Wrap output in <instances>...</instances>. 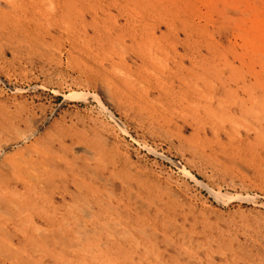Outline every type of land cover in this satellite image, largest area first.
Segmentation results:
<instances>
[{"label": "rangeland", "instance_id": "obj_1", "mask_svg": "<svg viewBox=\"0 0 264 264\" xmlns=\"http://www.w3.org/2000/svg\"><path fill=\"white\" fill-rule=\"evenodd\" d=\"M251 2H252V4L254 3L252 6L254 7V11H256V20L254 21L255 27H256V29L260 30V32L264 36V0H251ZM254 5H256V6H254ZM257 19H259V20H257ZM162 31L165 32L166 28L162 27V29L157 32L156 38H159L162 36L161 35ZM171 35H172L171 37L174 38V35H176V34L173 32ZM90 36L94 38L93 32H90ZM5 38L7 39L8 37L5 36ZM97 38H99V39L103 38L102 39L103 42ZM156 38H154V41H157ZM10 39H7L8 40L7 41V40H4V37H0V41H1V45H0V139L1 140H0V143L2 142L0 144V153L2 154V155L0 154V179H1L0 183L1 184L3 182L7 183L6 184L7 186L5 184L0 185V194L2 195V196L0 195L1 196L0 197V204H1L0 205L1 206L0 207L1 208L0 209V211H1L0 212V220H1L0 225H1V227L3 226L2 228L0 227V237H1L0 238V245H1L0 246V264H30V263L31 264H36V263L37 264H43V263L44 264H66L65 261L68 262L67 264H74V260H75V263L80 262V263H76V264H81V263L82 264H95V263L96 264H120V263L126 264L127 261H125V260H129V259H131V261L129 260L130 263L128 262L127 264H149V263L150 264L151 263H153V264H169V263L170 264H181V263L186 264V262H187V264H220V263H222V264H226V263L227 264L228 263L229 264H237V263L238 264H264V155H263L264 154V139H263L264 138V136H263L264 135V129H262V128H264V123H263L264 122L263 121L264 120V115H263L264 112L263 111L261 112V110H260L258 112V114H256V115L251 114L248 116H246V114L242 113V112H237V113L233 112L232 113L233 115H232L231 113H225L224 111H222L223 114L221 112H218L215 115L213 110L209 114L205 111L204 107H206V105H208L207 103H205V105H200V107L202 106L203 108L201 107L202 110H201V108L198 109L199 111L197 113L198 114L200 113L199 115L194 111L193 113H190V115L192 114L191 116H187L188 113L186 111L181 110L179 107H178L179 108V110H178V108L174 105L173 100L167 97L168 95L165 94L166 96H164L163 93H160L159 91L157 92V90H155V88H153V90L150 88V91L148 92L147 95H144L142 92H139V91H141V89H139V91L136 90L135 88H134L135 90L131 89L132 87H130V85L126 81V77H124L122 74L120 75L121 71H124V70H122V68L119 70V67L108 66L109 64L106 62H103L101 64L102 60L106 59L108 56H111V53L113 54V56H115L116 54H118V56H120L121 53H119V52H121V49L126 48L122 39L118 38L116 35L115 36H110V35L109 36L108 35L107 36H96V41L94 40L95 39L94 38L93 40H91L90 44H88V43L86 44L87 47H85V45H84V47L79 46L76 49H74L71 54H69L68 51H66L64 49L61 50L60 46L62 44V40H58L56 42L57 44L54 43L51 46L46 45L47 47L46 46L32 47L29 50H25L24 48L21 49V47H19V49L18 48L16 49L19 51H14L11 48H9L10 44L13 41V40L10 41ZM181 39L183 40V43H181V42L178 43L179 44L177 46L178 52L181 55L187 56V53H186V52H188L187 51L188 49L186 48V47H188V44H186L187 41L184 42V39H185L184 36H181ZM6 41L9 42L10 44L7 43ZM93 41H95L96 44H95V42L93 43ZM112 41H113V43H112ZM4 43H6L7 45ZM118 44H121V45H118ZM126 44L130 48L129 52L130 53L134 52L133 48L130 47V45H131L130 39H128ZM89 45H90V47H89L90 49L88 48ZM225 45H227V43L223 44L222 47ZM55 46H57V47H55ZM93 46H95V48L97 47V49H94ZM100 46H102V48H100ZM172 46H174V45H172ZM80 48H82V49H80ZM106 48L108 49V51ZM78 49H79V52H78ZM110 49H112L115 52V54L113 51L111 52ZM220 49L222 50V48H220ZM89 50H91V51H89ZM135 50H137V52H139V50L137 48H135ZM94 51H96V52H94ZM73 52H74V54H73ZM139 53H138V55L134 56L132 60L131 59L129 60V65L132 66V68H133L132 72L135 73V74H132L133 78L136 77V79H138V80L140 79L139 81H143L145 78L142 80L141 79L142 77H144V76L146 77L155 68H160V70H161L162 69L161 66L163 64H162V62H160V59H157L155 57H153V59H151L148 56V54L145 50V47H143V52L140 54ZM204 54L212 57L211 55H208V53L206 51H204ZM118 56L116 55L115 57H118ZM92 60L95 62H93ZM81 61H82V63H81ZM90 61H92V63ZM148 61H149V63H148ZM199 62L196 65V69L193 68L197 73H198V71H200V73H202V72L204 73V71H205L206 73L214 72L213 74H216L215 76L218 75L216 73V71L214 70V68H212V70H214V71H212L210 69L211 68L210 66L213 67V64L215 65V63L212 64L213 61L208 63V64L205 63L208 67H210L208 69H207V66L204 65V62H203V65L201 63L202 61L200 63ZM104 65L106 66V68ZM184 65L190 66V62L188 59H186V62ZM102 66H103V69L105 71H107L108 70L107 68H109L108 73L105 72L104 70H101ZM97 67L100 69L98 70ZM148 67H149V70H148ZM204 68H206V69H204ZM146 69L148 70L147 75L144 74V72H145L144 70H146ZM111 70H113V71H111ZM149 71H150V73H149ZM91 72H92V74H91ZM114 72H115V75H114ZM110 74H111V76H110ZM116 75H118V76H116ZM184 75L186 76V78H184V80L185 79L186 80L192 79V77L190 75H186V73ZM105 76H107V78H105ZM114 76H116L117 78ZM185 76H181V77H185ZM121 77H122V79H121ZM104 78H105V80H104ZM118 78L121 81L123 79L125 80V81H122V84L126 85V87H124L122 84H120V80ZM106 80L108 83L106 82ZM109 80H110V83H109ZM117 80H119V82ZM217 80L218 79H216L215 77L208 78L209 83H212V82L216 83ZM112 82L116 85H113ZM202 82H200L199 85H202V86H200V89L204 90L203 92L205 95L202 94L204 97V96L208 95V92H210L211 90L208 89L207 87H204L206 85H209V83H207L206 78ZM108 85L110 86V89H108L109 88ZM141 85H143V84L141 83ZM105 87H106V89H105ZM119 88H123L124 90L123 89L119 90ZM127 90H129V91H127ZM122 91L123 92L125 91L124 92L125 94ZM79 92L88 93V94H90V96L89 97L87 96V100H86V98L72 97V94L79 93ZM93 94L94 95L96 94V97L92 96ZM69 95H71V97ZM126 95H127V97H126ZM109 96H111V97H109ZM206 97H204V98L207 99L210 97V95H208L207 98ZM220 97H221V99L226 100L228 102V104H230L231 101L233 102V100L235 99V97L233 98V100H230L229 99L230 97L217 96V98H220ZM204 98H203V100H204ZM171 100H172V102H171ZM125 101L127 104L125 103ZM137 101H138V103H137ZM205 101L206 100H204L203 103ZM172 104L174 105L173 107L171 106ZM249 104H251V103H249ZM215 110H217V108ZM203 111L206 112L207 114L204 113ZM169 112H171L172 114ZM176 112H177V115L175 114ZM224 113L226 115L227 114L228 115L225 116ZM185 114H187V115H185ZM193 114H195L196 117ZM242 114H244V115L242 116ZM207 115H209V116H207ZM185 116H187L189 118H187ZM193 116L195 118H193ZM199 116L201 118L203 117L206 120H204L203 118L201 120V118ZM210 116L212 117L211 119H210ZM197 117H199L198 120H197ZM218 117L226 120V124L225 125L220 124ZM256 117H258V118L256 119ZM8 118L10 119L9 122L7 121ZM182 118L185 120H183ZM235 118H237V119H235ZM239 118H241L242 120ZM28 120H30V121H28ZM188 120L190 122H187ZM12 121H13V123H12ZM24 121H25V123H23ZM26 121H28L29 125H27ZM180 121H182V122H180ZM184 121H186L187 123ZM194 121H196V122L194 123ZM197 121L200 124H197ZM204 121H206V122L204 123ZM7 122H8V124L10 123V126H7ZM121 122H122V124H121ZM232 122L235 125L231 124ZM18 123L20 125H18ZM184 123H186V124H184ZM191 123L195 127H193L191 125ZM206 123H208V124H206ZM209 123H210V125H209ZM228 123H229V125L234 126V127L231 128V126H228ZM239 123H240V126H239ZM243 123L246 126H244ZM11 124H13V125H11ZM188 124H190V125H188ZM241 124H242V130H240ZM254 124H255V126H254ZM196 125H198V126H196ZM122 126H124V127H122ZM223 126H224V128H223ZM247 126H248V128H247ZM250 126L254 127V128H251ZM3 127H4V130L6 132L3 130ZM35 127L37 128V130ZM198 127H199V129L201 127L202 131H201V129L199 131ZM211 127L212 128L214 127V130H212ZM5 128L6 129L8 128V129L6 130ZM195 128L198 129L200 134H197V135L194 134ZM205 128H207V129H205ZM252 129H253V131H252ZM229 130H230V133L232 135H230V133H228ZM7 131H8V133H7ZM36 131L38 133H36ZM31 132L32 133L34 132V133L32 134ZM251 132H253V133H251ZM94 134H97V136ZM38 135L39 136L41 135V137H38ZM256 135H257V137L255 138ZM260 135L262 137V140L260 138ZM5 136H7V137H5ZM29 136H31L32 138L30 137V139H29ZM94 136L97 137L98 140L95 139ZM228 136H230V137H228ZM244 136L246 137L245 141H244V138H245ZM46 137L47 138L49 137L50 139L52 138L51 141L48 140ZM101 137H102V139H101ZM106 137L108 140L106 139ZM191 137H192V139H190ZM43 138H44V141H43ZM59 138H60V140L62 139L61 142H58V141H60ZM84 138H86V141L89 140V142L84 143L83 142V141H85ZM224 138H226V140H224ZM9 139H10V141H9ZM99 139L101 141H99ZM205 139H207V140H205ZM5 140H8V141L6 142ZM46 140L49 141L51 144H48L49 142H47ZM92 140H93V144H92ZM193 140H195V141H193ZM197 140H199L200 142H198ZM259 140H261V141L258 142ZM34 141L38 144L36 145V143H34ZM94 141H96V142H94ZM234 141L237 143H233ZM90 142H91V145L89 144ZM255 142H257V143H255ZM40 143H41V147H40ZM77 143H80L81 145L77 144ZM96 143H98V144H96ZM240 143L246 147L242 148V146H240ZM87 144H89L90 146L93 145V147L95 145H96V147L98 146L100 148V152L97 151V150H99V148L96 149L94 147V149H93V147L91 148ZM102 144L103 145L105 144V145L103 146ZM106 144H107V146H106ZM198 144L201 146H199ZM215 144H216V146H215ZM3 145H4V147H3ZM53 145H54V147H53ZM84 145H85V147H84ZM229 145L234 147V148H232L234 152L237 150L236 154L232 151V149H231V147H229ZM58 146H59V149H58ZM69 146L72 148H69ZM76 146H77V148H76ZM193 146H194V148H193ZM217 146H218V148H217ZM225 146H226V148H225ZM22 147L24 150H22ZM60 147H62V149ZM214 147H215V150H214ZM219 147L222 148V150H220ZM227 147H229L228 148L229 150L226 151ZM56 148H57V150H56ZM64 148H65V150H63ZM75 148L77 149V151H75L76 150ZM84 148H86L87 150ZM14 149H17V150L15 151ZM18 149H19V151H18ZM66 149H67V151L68 150L71 151V149H72V152H69V151L67 152ZM239 149H241V150H239ZM260 149L262 151H260ZM26 150H28L29 153ZM44 150H46L47 152H45ZM84 150H86V151H84ZM106 150L109 152H107ZM224 150H225V152H224ZM82 151H84V152H82ZM207 151H208V153H207ZM211 151H214V152H211ZM239 151H241V153H239ZM258 151H260V154ZM85 152H87V154ZM105 152H107V153H105ZM247 152H248V154H247ZM31 153H32V155H31ZM54 153L56 154V156L54 155ZM69 153H71V154H69ZM88 153H89V155H88ZM90 153H91V156H90ZM100 153L101 154L103 153V154L101 155ZM108 153H111V154H108ZM225 153L227 155L228 154L229 155L228 156L226 155L227 157L223 156V155H225ZM249 153H251V154H249ZM72 155H76V156L73 157ZM78 155H79V157H78ZM83 155L86 156V158ZM242 155L245 158V160H247V158L250 157V158H248L247 162H244L245 160L243 161L244 158L242 157ZM245 155H247V156H245ZM39 156H41V157H39ZM229 156L231 157L230 159H229ZM80 157H82V158H80ZM44 159H46L47 161ZM67 159L69 161H71L72 164H71V162H68ZM78 159H79V161H78ZM92 159H94V160L92 161ZM110 159H111V162H110ZM236 160H238V161H236ZM241 160L244 163H242ZM251 160L255 162V165H254V162H252ZM63 161L65 163L67 162L66 163L67 166L63 165ZM90 161H92V162H90ZM100 161H101V163H100ZM86 162H87V164L89 162V165L86 166L85 165ZM58 163L60 164V166ZM94 163H95V165H94ZM97 163H98V165H97ZM234 163H235V165H234ZM68 164H70L69 167H68ZM76 164H77V168H76ZM102 164H104V165H102ZM73 165L75 168L73 167ZM54 166H56L57 168ZM58 166L60 167V169ZM116 166H117V168H116ZM89 167L93 168V169L91 170ZM101 167L104 169H102ZM183 167H185L186 170H184ZM250 167H253V169ZM51 168H52V170H51ZM63 168H65V169H63ZM78 168H80V169H78ZM75 169H77V170H75ZM78 170H80V171L82 170V171L78 172ZM96 170H98V172ZM67 171H69V172H67ZM124 171H125V173H124ZM256 171H258V172H256ZM86 172H87V174H86ZM89 172H91L92 174H90ZM105 172H106V174H105ZM110 172H112V173L114 172V173L112 174ZM69 173H71V174H69ZM260 173H262V174H260ZM1 174H2V176H1ZM44 174H45V176H43ZM65 174L67 176H65ZM82 174L84 176H82ZM7 175H9L10 177L7 178ZM57 175H58V177H57ZM89 175L92 177H90ZM71 176H72V178L75 177L76 179L73 180L71 178ZM76 176H78V178ZM79 176H80V178H79ZM108 176H109V178H108ZM4 178L10 179L9 180L10 182L6 181L7 179L4 180ZM14 178H15V180H14ZM44 178H45V180H44ZM46 178L48 181L46 180ZM82 178H84V179L82 180ZM95 178H96V180H95ZM123 178H124V180L126 179V181L121 180ZM131 179H133V182L134 181L135 182L133 183ZM78 180H79V182H78ZM130 180H131V182H129ZM51 181L52 182L55 181V182H53V184L57 182L56 183L57 185L51 184L52 183ZM74 182H75V184H73ZM88 182H90V183H88ZM137 182H138V185H137ZM199 182H201V183H199ZM45 183H46V185H45ZM59 183H60V185H59ZM101 183L102 184L104 183V184L102 185ZM112 183H113V185H111ZM128 183L129 184L131 183V184L129 185ZM139 183H141V186ZM66 184H67V186H66ZM81 184L82 185L84 184V186L88 187V188L84 187L83 190H81V188H82ZM100 184H101V186H100ZM126 184H128V185H126ZM2 186H3V188H2ZM57 186H58V188H57ZM89 186L91 189H89ZM129 186H131V187H129ZM14 188H15V190H13L10 193V191ZM32 188L35 190H33ZM55 188H57V189H55ZM63 188H64V190H63ZM107 188H108V191H107ZM111 188H113V189L111 190ZM210 188H213L216 191H221L222 193L227 194L229 196L232 195L233 199L230 198V199H232V200H230L229 198H225V199L217 198L215 195L212 194ZM6 189L9 191L7 192ZM152 189H154L153 192H152ZM37 190H38V193H37ZM91 190H95V191H91ZM2 191H3V193H2ZM19 191H21V192H19ZM27 191H29V192H27ZM47 192L49 195L47 194ZM103 192H106L107 196H106V193L103 194ZM32 193H34V194H32ZM78 193H80L79 195H81V196H79ZM165 193H167V194H165ZM38 194H40V195H38ZM54 194H55V196H54ZM19 195L20 196L22 195L21 197L23 199ZM26 195H28V197H26ZM14 196H15V198H14ZM125 196H127V197L125 198ZM31 197H33V199H31ZM45 197L48 200L49 199L50 200L48 201ZM85 197L88 199V201ZM136 197H137V199H135ZM155 197H157L159 199H157ZM160 197H161V199H160ZM79 198H80V200H79ZM92 198L93 199L95 198V199L93 200ZM165 198H167L168 200ZM81 199H84V200H81ZM96 199L100 200V201H95ZM155 199H157V200H155ZM29 200H30V202H29ZM101 200H103V201H101ZM163 200L166 202H163ZM169 200H170V202H169ZM9 201L11 202V204ZM79 201H80V203H79ZM104 201H106V202H104ZM44 202L46 203L47 206L44 204ZM56 202H58V203L56 204ZM86 202H87L88 206H87V204H84ZM112 202H113V204H112ZM7 203H9V205ZM14 203L16 204V206ZM40 203L42 204V206ZM62 203L64 205H62ZM82 203H83V207H86V208H82ZM158 203H162V205H160ZM164 203H165V205H163ZM2 204H4L5 206ZM30 204H35V205L30 206ZM93 204H94V206H93ZM97 204L99 206H96ZM108 204L110 205V207ZM130 204H132V206ZM150 204L153 206H154V204L156 206L158 204V206H157L158 208L156 206L153 207ZM10 205H12V206H10ZM27 205L30 206V208H28ZM73 205H76L77 207L76 206L74 207ZM89 205H90V207H89ZM102 205H104V207ZM105 205H107V206H105ZM78 206H79V209H78ZM117 206H118V208L120 207L122 209V211H124V212H122L120 208L117 209ZM31 207H33V208H31ZM39 207H40V211H39ZM42 207H45L44 211H42L44 209ZM61 207H63L62 210L60 209ZM100 207L104 208L103 212H101L102 208H101V210L99 209ZM111 207H113V208H111ZM49 208L51 211L49 210ZM74 208H76V209H74ZM6 209H7V212H6ZM46 209H48V210H46ZM53 209H55V210H53ZM67 209L68 210L70 209V210L68 211ZM77 209H78V211H77ZM85 209H87V210L89 209L91 211V213L93 215V219H89V217H87L83 213V210H85ZM105 209H107V210H105ZM111 209H112V211H111ZM157 209H159V210H157ZM167 209H168V211H167ZM140 210H141V212H140ZM12 211H14V212L12 213ZM25 211H27V212H25ZM45 211H47V212L45 213ZM69 212H71V213L69 214ZM77 212H79V213H77ZM106 212H107V215L105 214ZM2 213L4 215H6V214L7 215L4 216ZM48 213H49V215H48ZM72 213L74 215H72ZM9 214H11V215H9ZM14 214L16 217L14 216ZM59 214H60V217H63V218H61L62 220L59 218V216H58ZM183 214H185V216H182ZM67 215L72 216L74 219L72 217H68ZM84 215H85V217H84ZM75 216L77 217L76 220H78L77 221L78 225L74 221L76 218ZM101 216L103 219H101ZM128 216H129V218H128ZM140 216H141V218H140ZM157 216H158V218H157ZM178 216H180V218ZM51 217L53 220L51 219ZM125 217H127V218H125ZM130 217H132V218H130ZM154 217H156V218H154ZM42 218H44V219H42ZM65 218H66V220L69 219L70 221L67 220V222H66V220H64ZM97 218L99 220H97ZM144 218H146L145 221H150V223L149 224H148V222L143 223ZM147 218H148V220H147ZM192 218H194V219H192ZM5 219H7V220H5ZM10 219H11V221H10ZM55 219H57V220H55ZM150 219H152V220H150ZM23 220H24V222H23ZM96 220H97V222H96ZM51 221L52 222L54 221V223H51ZM68 221L70 223L73 221V223H71L72 225L70 223H68ZM115 221H117V222L119 221V223H116ZM126 221L127 222L129 221V222L127 223ZM136 221H138V222H136ZM186 221H187V223H186ZM130 222H132V225L129 226ZM3 223L4 224L7 223V224L4 225ZM80 223L81 224L84 223L86 227L83 226L81 228V226H79ZM93 223H94V225H93ZM134 223H135V225H137L136 228H134L135 227ZM155 223H156V225H155ZM182 223L184 224V226ZM95 224H96V226H95ZM104 224H106V227L104 226ZM118 224H120V226ZM121 224L125 225V227H127V228H125ZM162 224H163V226H162ZM196 224L197 225L199 224V225L197 226ZM200 224H201V226H200ZM202 224H203V226H202ZM10 225H11V228H10ZM13 225H14V227H13ZM15 225L16 226L18 225V226L16 227ZM21 225H23L24 227L23 226L21 227ZM33 225L38 226L40 228H41V226H43L42 230L46 229L44 231L45 232L44 235H45L46 239L43 238V240H42L43 243H41L42 241H40L42 239V237L38 233L36 234V231L33 230V229H35V228H33ZM53 225L55 226V228H57V230L54 228ZM107 225H108V227H107ZM68 226H70V227H68ZM131 226L132 227L134 226V227L131 228ZM207 226H209L208 228H210V230L207 228ZM66 227H67V229H66ZM72 227L78 228V230L74 228L73 231H75V232L73 233L72 229H69ZM138 227L140 228V231H138L139 230ZM216 227L218 230L215 229ZM15 228H17V229L15 230ZM19 228H21L24 231V235H23V231ZM61 228H62V230H61ZM63 228L66 229V231L69 229L68 230L69 233H67L68 231L67 232L65 230L63 231ZM145 228H147V229L144 230ZM169 228H171V229H169ZM185 228H186V230H185ZM191 228H192V230H191ZM193 228H194V230H193ZM24 229H27V230H24ZM85 229H90L91 234H93V235L90 234V236L87 239H82V236L80 235V233H81V231H83ZM181 229H182V231H181ZM197 229H198V231H197ZM6 230H8V231H6ZM52 230H55V231H52ZM97 230H98V232H97ZM94 231L96 232V234ZM144 231H145V233H143ZM169 231H170V234H169ZM211 231H212V233H211ZM108 232L109 233L111 232L110 237L108 236V234H109ZM126 232L128 234L125 236ZM153 232H154V234H153ZM173 232H175L174 235H173ZM181 232H183V233H181ZM186 232H187V234H186ZM193 232H195V233L191 236L190 234ZM208 232H210V234ZM57 233H58V237H57ZM64 233H65V235H64ZM104 233L106 234V236L104 235ZM155 233L157 234L158 238L155 236L156 235ZM14 234H15V236H13ZM77 234H79L80 236H78ZM69 235L72 236L71 239H70ZM112 235L114 238H111ZM145 235H146V237H145ZM169 235H173L174 237L173 236L169 237ZM62 236H64L65 238ZM137 236H138V238L139 237L140 238L138 239ZM179 236H180V238H179ZM246 236H248V237H246ZM36 237L39 238V240ZM73 237H74V239H73ZM128 237H129V239H128ZM196 237H197V239H196ZM24 238H27L29 240H26ZM32 238H33V242H32ZM78 238H80V239L77 241ZM176 238H178V239H176ZM149 239H150V241H149ZM5 240L8 242H6ZM119 240H121V241H119ZM129 240L133 241V244ZM146 240L148 241L149 244L146 243L147 242ZM177 240H178V242H177ZM188 240H189V242H188ZM21 241H22V243H21ZM23 241H24V244H23ZM55 241H59V242H55ZM75 241H76V243L79 241L80 242L76 244ZM99 241H100V243H98ZM105 241H106V243L108 242L107 243L108 246L105 243ZM113 242H114V244H113ZM121 242H124V244ZM150 242H152V243H150ZM11 243H12V245H11ZM60 243H61V245H60ZM86 243H87V245H86ZM102 243H103V245H102ZM161 243H162V245H161ZM195 243H196V246H195ZM66 244H67V246H66ZM125 244H126V246H125ZM227 244H228V246H227ZM118 245H121L122 247L118 246ZM188 245H190V247ZM39 246H42V249H40L41 247L39 248ZM83 246H84V248H83ZM139 246H140V248H139ZM150 246L155 247L156 250H155V248H153V247L151 248ZM191 246H192V248H191ZM239 246L242 249L240 252L238 251V250H240ZM6 247H7V249H6ZM8 247H10V248H8ZM55 247H57V248H55ZM71 247H74V248L71 249ZM114 247L118 253L116 251H114L115 250V249H113ZM119 247L121 250H119ZM124 247H126V249H123ZM180 247H183L184 249L180 248ZM226 247H227V249H226ZM247 247L249 249H246ZM65 248H67V250ZM111 248H112V251L110 250ZM201 248H202V250H201ZM218 248L220 251H218ZM220 248H222V249H220ZM8 249H10V250H8ZM27 249H29V250H27ZM70 249L75 251V252H72ZM87 249H89L90 251ZM91 249H92V251H91ZM99 249L101 251L104 250L103 251L104 253L103 252H102L103 254L100 253L101 251L99 252ZM150 249H151V251H150ZM11 250H13V251H11ZM43 250H45V251L48 250V251L47 252L44 251L46 253V254H44V252H42ZM93 250H94V252H93ZM164 250L166 251V253ZM221 250H223V251H221ZM248 250H250V251H248ZM26 251H28V252H26ZM36 251H37V255H36ZM85 251H87V252H85ZM125 251L128 254L125 253ZM179 251H182V252L180 253ZM189 251H191V252H189ZM8 252H9V254H8ZM57 252L58 253L60 252V253L58 254ZM192 252H194V253H192ZM216 252H217V255H216ZM222 252H224L225 255ZM24 253L27 255V257ZM51 253L52 254L54 253V256ZM119 253H120V255H119ZM133 253H135V254H133ZM136 253H138V254L136 255ZM158 253L161 254L162 256L161 255L159 256ZM179 253H180V255H179ZM248 253L253 255L252 259H251L252 255L250 256ZM10 254H12L13 256ZM18 254H20V255H18ZM93 254H94V256H93ZM122 254L125 255V258L122 257L123 256ZM147 254H148V259L146 257ZM184 254L186 255V257L183 256ZM244 254H246L248 256H246ZM47 255H49V256H47ZM102 255L104 257H106L107 260ZM108 255H110L112 258ZM113 255L114 256L117 255V256H115V258H114ZM126 255L128 256L127 257L128 259H126ZM30 256H32V257H30ZM139 256L140 257L142 256V258H140ZM204 256H206L205 258H207V256H209V257L207 259H204ZM51 257L53 260H51ZM55 257H57V258L55 259ZM62 257H64V258H62ZM77 257H79V258H77ZM107 257H109V258H107ZM240 257L242 258L241 262H240ZM246 257H247V259H246ZM30 258H32L33 260H30ZM43 258H44V261H43ZM60 258H61V260H58ZM132 258H133V260H132ZM209 258H210V263H208ZM229 258H230V261H229ZM253 258H254V260H253ZM109 259H111V260H109ZM146 259H147V261H146ZM188 259H190V260L193 259L194 261L193 260L190 261ZM236 259H237V262H235ZM29 260L32 262L29 263ZM34 260L36 261V263L34 262ZM72 260H73V263H72ZM101 260H102V262H101ZM85 261L86 262L88 261V262L86 263ZM112 261H115V262H112ZM142 261H143V263H142ZM160 261H161V263H160ZM198 261H201V262H198ZM10 262H13V263H10ZM57 262H59V263H57ZM218 262H220V263H218Z\"/></svg>", "mask_w": 264, "mask_h": 264}, {"label": "bare ground", "instance_id": "obj_2", "mask_svg": "<svg viewBox=\"0 0 264 264\" xmlns=\"http://www.w3.org/2000/svg\"><path fill=\"white\" fill-rule=\"evenodd\" d=\"M260 3V2H259ZM254 4V3H253ZM251 0H0V37H4V40H7V39H10L13 40L12 43L10 44V47L12 50L14 51H19V50H16L17 48L19 49V47L24 48L25 50H29L31 49L32 47H40V46H46V45H52L54 43H56L58 40H62V44H61V50H66L68 51L69 54L72 53V51L74 49H76L77 47L79 46H83L88 43L90 44L91 40H94L96 41V36H117L118 38L122 39V41L124 42L126 48L125 49H121V53L120 56H118V54H116L118 57H115L113 56V54L111 53V56H108L106 59L102 60L101 64L103 62H106L108 63L109 65L108 66H111V67H119V70L122 68V70L124 71H121L120 75L122 74L124 77H126V81L128 82V84L130 85V87H132L131 89L133 90H138L141 89V91L139 92H142L144 95H147L148 92L150 91V88L153 90V88H155V90H157V92L159 91L160 93H163L164 96L168 95L167 97L172 99L173 102H174V105L178 108H180L181 110L183 111H186L188 113L185 114L187 116H191L190 113H193L194 111L197 113L201 107L200 105H205V103H207L208 105H206V107H204L205 111L209 114L211 113V111L213 110L214 111V114L216 115L218 112H221L224 111L225 113H237V112H242V113H245L246 116L248 115H251V114H258V112L261 110V112L263 111L264 112V36L262 35V33L260 32V30L256 29L255 27V20H256V11H254V7L252 6L253 5ZM256 6V5H254ZM260 6V5H259ZM263 11V10H262ZM263 15V14H262ZM259 20V19H257ZM162 27H165L166 28V31L165 32H161V37L159 38H156L157 36V32L160 31L162 29ZM90 32H93L94 34V38L90 36ZM175 33L176 35H174V38H172L171 34L172 33ZM160 35V34H159ZM5 36H7L8 38L6 39ZM181 36H184L185 39H184V42H186V44H188V47H186L188 50L187 53V56H184V55H181L179 52H178V49H177V46L179 45L178 43H183V40L181 39ZM166 39H165V38ZM107 38V37H106ZM109 38V37H108ZM112 38V37H111ZM154 38L157 39V41H154ZM99 39V38H97ZM103 39V38H102ZM102 39H99L100 41H102ZM110 39V38H109ZM128 39H130V42H131V45L130 47L133 48V51L132 53L129 52V47L127 46L126 42L128 41ZM165 39V40H164ZM2 40V39H1ZM51 41V42H50ZM93 41V43L95 42ZM111 41V40H110ZM121 41V40H120ZM3 42V41H2ZM5 42V41H4ZM99 42V41H98ZM103 42V41H102ZM106 42V41H105ZM118 42V41H117ZM108 43V42H107ZM113 43V41H112ZM225 46L222 47L223 44H226ZM6 44V43H4ZM8 44V45H9ZM57 44V43H56ZM96 44V42H95ZM98 44V43H97ZM0 45H1V41H0ZM7 45V44H6ZM103 45V44H102ZM118 45H121V44H118ZM174 45V46H172ZM5 46V45H4ZM59 46V45H58ZM97 46V45H96ZM112 46V45H111ZM47 47V46H46ZM57 47V46H55ZM90 47V45L88 46V48ZM94 49H97V47L95 48V46H93ZM109 47V46H108ZM143 47H145V50L148 54V56L153 59V57L157 58V59H160V62H162V66H161V70L160 68H155L151 73L149 71L150 74H148V70H149V67H148V70H144V74H148L146 77H142L141 79L144 80L143 81H139L138 79L133 78L132 74H135L132 72V66L129 65V60L133 59L134 56L138 55V53H142L143 52ZM172 47V48H171ZM100 48H102V46H100ZM99 48V49H100ZM112 48V47H111ZM135 48H137L139 50V52H137V50H135ZM179 48V47H178ZM222 48V50L220 49ZM20 49V50H21ZM37 49V48H36ZM35 49V50H36ZM82 49V48H80ZM90 49V48H89ZM107 49V48H106ZM113 49V48H112ZM112 49L111 52L113 51ZM34 50V49H33ZM38 50V49H37ZM85 50V49H84ZM83 50V51H84ZM221 50V51H220ZM91 51V50H89ZM100 51V50H99ZM108 51V49H107ZM116 51V50H115ZM204 51H206L208 53V55H211L212 57L210 56H207L204 54ZM22 52V51H21ZM25 52V51H24ZM60 52V51H59ZM78 52H79V49H78ZM96 52V51H94ZM114 52V51H113ZM26 53V52H25ZM37 53V52H36ZM81 53V52H80ZM83 53V52H82ZM90 53V52H89ZM93 53V52H92ZM104 53V52H103ZM117 53V52H116ZM139 53V54H140ZM221 53V54H220ZM39 54V53H38ZM74 54V52H73ZM107 54V53H106ZM115 54V52H114ZM156 54V55H155ZM29 55V54H28ZM94 56V55H93ZM147 56V55H146ZM158 56V57H157ZM90 57V56H89ZM164 57V58H163ZM83 58V57H82ZM91 58V57H90ZM98 58V57H97ZM105 58V57H104ZM118 60H117V59ZM86 59V58H85ZM93 59V58H92ZM100 59V58H99ZM186 59L189 60L190 62V66H186L184 65L185 62H186ZM201 59V60H200ZM213 59V60H212ZM88 60V59H87ZM96 60V59H95ZM155 60V59H154ZM211 60V61H210ZM93 61V60H92ZM92 61H90L92 63ZM142 61V60H141ZM144 61V60H143ZM146 61V60H145ZM157 61V60H156ZM201 62L202 65H203V62H204V65L212 62L215 63V65L213 64V67L210 66L208 67L207 65V69L210 68L212 70V68H214V70L216 71V73L218 74L217 76H215L216 74H213L214 72H208L206 73L204 71V73H200V71H198V73L194 70L196 69V65L198 62ZM95 62V61H93ZM199 62V63H200ZM82 63V61H81ZM149 63V61H148ZM206 63V64H205ZM147 64V63H146ZM95 65V64H94ZM107 65V64H106ZM200 65V64H199ZM105 66V65H104ZM201 66V65H200ZM204 67V66H203ZM102 69L101 70H104L103 69V66L101 67ZM106 68V66H105ZM194 68V69H193ZM97 69L99 70L100 68L97 67ZM96 69V70H97ZM109 70V68H107ZM112 69V68H111ZM118 69V68H117ZM206 69V68H204ZM108 70L105 71L108 73ZM114 70V69H113ZM111 70V71H113ZM212 70V71H214ZM95 71V70H94ZM208 71V70H207ZM117 72V71H116ZM143 72V71H142ZM186 75H190L192 77V79H189V80H184V78H186V76L184 75L185 73ZM196 72V73H195ZM112 73V72H111ZM119 73V72H118ZM182 73V74H181ZM92 74V72H91ZM139 74V73H138ZM94 75V74H93ZM105 75V74H104ZM107 75V74H106ZM114 75H115V72H114ZM108 76V75H107ZM107 76H105V78H107ZM111 76V74H110ZM118 76V75H116ZM114 76V77H116ZM139 76V75H138ZM181 76H185V77H181ZM213 78L215 77L217 80L216 83H209L208 81V78ZM104 78V80H105ZM117 78V77H116ZM115 78V79H116ZM207 79V83H209V85H206L204 87H207L208 89H210L211 91L208 92V95H210L209 98L208 95L204 96L206 97L207 99H205L203 97L202 94H204V90L203 89H200V86L202 85H199L200 82L204 81V79ZM113 79V78H112ZM119 79V78H118ZM122 79V77H121ZM120 80V79H119ZM119 80H117L119 82ZM122 81H125L124 79ZM122 81L120 80V84H122ZM206 81V80H205ZM107 82V80H106ZM114 82V81H113ZM112 82L113 85H116ZM108 83V82H107ZM109 83H110V80H109ZM141 83L143 85H141ZM203 83V82H202ZM206 83V82H205ZM204 83V84H205ZM111 84V85H112ZM118 84V83H117ZM127 84V85H128ZM107 85V84H106ZM119 85V84H118ZM117 85V86H118ZM123 85V84H122ZM128 85V86H129ZM109 86V85H108ZM124 87H126V85H123ZM127 86V87H128ZM107 87V86H106ZM105 87V89H106ZM135 88V89H134ZM110 89V86L109 88ZM113 89V88H112ZM118 89V88H117ZM120 89H123V88H119ZM206 89V88H205ZM118 90V91H119ZM124 90V89H123ZM132 90V91H133ZM108 91V90H107ZM106 91V92H107ZM117 91V92H118ZM129 91V90H127ZM112 92V91H111ZM123 92V91H122ZM125 92V91H124ZM123 92V93H124ZM131 92V91H130ZM207 92V91H206ZM138 93V92H137ZM136 93V94H137ZM159 93V94H160ZM71 94V93H70ZM111 94V93H110ZM114 94V93H113ZM119 94V93H118ZM125 94V93H124ZM166 94V95H165ZM130 95V94H129ZM135 95V94H134ZM140 95V94H139ZM138 95V96H139ZM205 95V94H204ZM71 97V95H69ZM87 96L89 97L90 94L88 93H85V92H79V93H74L72 94V97H80V98H86L87 100ZM94 97H96V94L92 95ZM99 96V95H98ZM108 96V95H107ZM142 96V95H141ZM170 96V97H169ZM217 96H226V97H230L229 99L230 100H233V98L235 97V99L233 100V102L231 101L230 104H228V102L224 99H221L220 98H217ZM111 97V96H109ZM127 97V95H126ZM137 97V96H136ZM140 97V96H139ZM161 97V96H160ZM100 98V97H99ZM203 98L204 100H206L204 103H203ZM128 99V98H127ZM85 100V101H86ZM98 100V99H97ZM120 100V99H119ZM144 100V99H143ZM142 100V101H143ZM167 100V99H166ZM171 100V102H172ZM228 100V99H227ZM127 101V100H126ZM125 101V103H126ZM133 101V100H132ZM131 101V102H132ZM230 102V101H229ZM138 103V101H137ZM143 103V102H142ZM251 103V104H249ZM102 104V103H101ZM127 104V103H126ZM131 104V103H130ZM173 104L171 105L172 107L174 106ZM134 106V105H133ZM149 107V106H148ZM175 107V108H176ZM215 107V108H214ZM168 108V107H167ZM171 108V107H170ZM178 108V110H179ZM203 108V107H202ZM201 108V110H202ZM217 108V110H215ZM155 109V108H154ZM203 109V110H204ZM104 110V109H103ZM204 112V111H203ZM204 112V113H206ZM107 113V112H106ZM171 113V112H169ZM206 113V114H207ZM224 113V114H225ZM172 114V113H171ZM177 115V112L175 113ZM180 114V113H179ZM184 114V113H183ZM182 114V115H183ZM198 114V113H197ZM200 114V113H199ZM198 114V115H199ZM223 114V113H222ZM221 114V115H222ZM239 114V113H238ZM261 114V113H260ZM168 115V114H167ZM195 116V114H193ZM202 115V114H201ZM200 115V116H201ZM205 115V114H204ZM212 115V114H211ZM228 115V114H227ZM225 114V116H227ZM233 115V114H232ZM244 114H242L243 116ZM264 115V114H263ZM172 116V115H171ZM174 116V115H173ZM184 116V115H183ZM182 116V117H183ZM185 116V117H187ZM193 116V118H195ZM199 116V117H200ZM209 116V115H207ZM223 116V115H222ZM221 116V117H222ZM181 117V116H180ZM197 117V120L198 118ZM216 117V116H215ZM240 117V116H239ZM16 118V117H15ZM114 118V117H113ZM189 118V117H187ZM201 118V117H200ZM203 118V117H202ZM201 118V120H202ZM212 117L210 116V119ZM244 118V117H243ZM258 117H256L257 119ZM9 119V118H8ZM7 121L9 122L10 119ZM17 119V118H16ZM181 119V118H180ZM183 119V118H182ZM204 119V118H203ZM219 119V122L220 124H226V120L218 117ZM226 119V118H225ZM237 119V118H235ZM234 119V120H235ZM241 119V118H239ZM251 119V118H250ZM263 119V118H262ZM27 120V119H26ZM33 120V119H32ZM112 120V119H111ZM178 120V119H177ZM185 120V119H183ZM187 120V119H186ZM194 120V119H193ZM206 120V119H204ZM229 120V119H228ZM242 120V119H241ZM30 121V120H28ZM28 121L27 122V125L28 124ZM236 121V120H235ZM239 121V120H238ZM254 121V120H253ZM264 121V120H263ZM7 122V126H10V123L8 124ZM182 122V121H180ZM186 122V121H184ZM187 122H190L189 120ZM186 122V123H187ZM196 121H194L195 123ZM202 122V121H201ZM206 121H204L205 123ZM234 122V121H233ZM231 123V124H234V123ZM240 122V121H239ZM243 122V121H242ZM241 122V123H242ZM256 122V121H255ZM13 123V121H12ZM25 123V121L23 122ZM30 123V122H29ZM184 123V124H186ZM217 123V122H216ZM237 123V122H236ZM264 123V122H263ZM122 124V122H121ZM197 124H200L198 121H197ZM208 124V123H206ZM214 124V123H213ZM238 124V123H237ZM252 124V123H251ZM13 125V124H11ZM18 125H20L18 123ZM24 125V124H23ZM190 125V124H188ZM187 125V126H188ZM192 125V123H191ZM195 125V124H194ZM210 125V123H209ZM212 125V124H211ZM218 125V124H217ZM235 125V124H234ZM244 125V123H243ZM193 126V125H192ZM198 126V125H196ZM201 126V125H200ZM208 126V125H207ZM214 126V125H213ZM220 126V125H219ZM228 126H231L229 125L228 123ZM239 126H240V123H239ZM238 126V127H239ZM246 126V125H244ZM255 126V124H254ZM12 127V126H11ZM15 127V126H14ZM18 127V126H17ZM16 127V128H17ZM32 127V126H31ZM124 127V126H122ZM195 127V126H193ZM209 127V126H208ZM217 127V126H216ZM221 127V126H220ZM234 127V126H231V128ZM251 127V126H250ZM249 127V128H250ZM27 128V127H26ZM30 128V127H29ZM36 128V127H35ZM210 128V127H209ZM212 128V127H211ZM224 128V126H223ZM248 128V126H247ZM251 128H254V127H251ZM6 129V128H5ZM8 129V128H7ZM6 129V130H7ZM199 129V127H198ZM198 129L195 128V135L197 134H200L199 131L201 129ZM207 129V128H205ZM220 129V128H219ZM218 129V130H219ZM235 129V128H234ZM238 129V128H237ZM256 129V128H255ZM264 129V128H262ZM3 130H4V127H3ZM26 130V129H25ZM29 130V129H28ZM37 130V128H36ZM39 130V129H38ZM212 130H214V127L212 128ZM226 130V129H225ZM232 130V129H231ZM242 130V124H241V129ZM248 130V129H247ZM246 130V131H247ZM250 130V129H249ZM5 131V130H4ZM202 131V129H201ZM206 131V130H205ZM217 131V130H216ZM253 131V129H252ZM3 132V131H2ZM6 132V131H5ZM35 132V131H34ZM33 132V133H34ZM204 132V131H203ZM228 132V131H227ZM236 132V131H235ZM263 132V131H262ZM261 132V133H262ZM8 133V131H7ZM6 133V134H7ZM30 133V132H29ZM32 133V132H31ZM32 133V134H33ZM36 133H38L36 131ZM217 133V132H216ZM219 133V132H218ZM230 133V130L229 132ZM237 133V132H236ZM253 133V132H251ZM260 133V134H261ZM50 134V133H49ZM222 134V133H221ZM227 134V133H226ZM263 134V133H262ZM261 134V135H262ZM3 135V134H2ZM1 135V136H2ZM5 135V134H4ZM97 136V134H94ZM103 135V134H102ZM101 135V136H102ZM230 135H232L230 133ZM236 135V134H235ZM246 135V134H245ZM248 135V134H247ZM260 135V138L262 140V137ZM50 136V135H49ZM58 136V135H57ZM63 136V135H62ZM66 136V135H65ZM218 136V135H217ZM264 136V135H263ZM7 137V136H5ZM24 137V136H23ZM31 136H29V139H30ZM38 137H41V135ZM67 137V136H66ZM85 137V136H84ZM95 137V136H94ZM205 137V136H204ZM225 137V136H224ZM230 137V136H228ZM237 137V136H236ZM245 137V136H244ZM257 137V135L255 136V138ZM9 138V137H8ZM7 138V139H8ZM32 138V137H31ZM47 138V137H46ZM197 138V137H196ZM201 138V137H200ZM219 138V137H218ZM39 139V138H38ZM48 140L51 141V139L48 137L47 138ZM57 139V138H56ZM67 139V138H66ZM85 141H86V138H84ZM95 139L98 140L97 137H95ZM102 139V137H101ZM105 139V138H104ZM107 139V137H106ZM192 139V137L190 138ZM194 139V138H193ZM215 139V138H214ZM217 139V138H216ZM237 139V138H236ZM246 137L244 138V141H245ZM249 139V138H248ZM264 139V138H263ZM1 140V139H0ZM4 140V139H3ZM54 140V139H53ZM60 140V138H59ZM62 140V139H61ZM58 141V142H61ZM83 140V139H82ZM94 140V139H93ZM93 140H92V144H93ZM108 140V139H107ZM201 140V139H200ZM207 140V139H205ZM210 140V139H209ZM224 140H226V138H224ZM233 140V139H232ZM240 140V139H239ZM256 140V139H255ZM261 140H259L258 142H260ZM6 142L8 140H5ZM10 141V139H9ZM42 141V140H41ZM43 141H44V138H43ZM47 141V140H46ZM83 141L84 143H88V141ZM99 141H101L99 139ZM195 141V140H193ZM198 142H200L199 140H197ZM196 141V142H197ZM49 142V141H47ZM79 142V141H78ZM96 142V141H94ZM98 142V141H97ZM109 142V141H108ZM135 142V141H134ZM204 142V141H203ZM207 142V141H206ZM205 142V143H206ZM253 142V141H252ZM2 143V142H1ZM0 143V144H1ZM11 143V142H10ZM15 143V142H14ZM34 143H36L34 141ZM44 143V142H43ZM56 143V142H55ZM75 143V142H74ZM83 143V144H84ZM102 143V142H101ZM100 143V144H101ZM104 143V142H103ZM106 143V142H105ZM233 143H237V142H233ZM257 143V142H255ZM254 143V144H255ZM13 144V143H12ZM38 143H36L37 145ZM46 144V143H45ZM48 144H51L50 142ZM73 144V143H72ZM77 144H80V143H77ZM76 144V145H77ZM91 145V142L89 143ZM87 144V145H89ZM98 144V143H96ZM201 144V143H200ZM219 144V143H218ZM230 144V143H229ZM245 144V143H244ZM10 145V144H9ZM81 145V144H80ZM86 145V144H85ZM84 145V147H85ZM89 145V146H90ZM103 145V144H102ZM105 145V144H104ZM103 145V146H104ZM199 145V144H198ZM208 145V144H207ZM232 145V144H231ZM231 145H229V147L234 148L232 147ZM247 145V144H246ZM263 145V144H262ZM2 146V145H1ZM13 146V145H12ZM50 146V145H49ZM52 146V145H51ZM56 146V145H55ZM65 146V145H64ZM67 146V145H66ZM71 146V145H70ZM69 148H72L70 147ZM107 146V144H106ZM201 146V145H199ZM216 146V144H215ZM219 146V145H218ZM217 146V148H218ZM221 146V145H220ZM224 146V145H223ZM234 146V145H233ZM240 146L243 147H246V146H243L241 143H240ZM4 147V145H3ZM9 147V146H8ZM39 147V146H38ZM40 147H41V143H40ZM54 147V145H53ZM91 148L93 147L90 146ZM96 149L99 148L98 146L96 147V145L94 146ZM93 147V149H94ZM227 147L226 151L229 150ZM238 147V146H237ZM250 147V146H249ZM49 148V147H48ZM62 149V147H60ZM77 148V146H76ZM75 148V149H76ZM79 148V147H78ZM89 148V147H88ZM194 148V146H193ZM201 148V147H200ZM206 148V147H205ZM212 148V147H211ZM220 148V147H219ZM224 148V147H223ZM226 148V146H225ZM241 148V149H242ZM254 148V147H253ZM26 149V148H25ZM50 149V148H49ZM58 149H59V146H58ZM68 149V148H67ZM66 149V151H67ZM86 149V148H84ZM95 149V150H96ZM204 149V148H203ZM208 149V148H207ZM239 149V150H241ZM252 149V148H251ZM15 151L17 149H14ZM22 150L23 147H22ZM51 150V149H50ZM57 150V148H56ZM65 150V148L63 149ZM74 150V149H73ZM87 150V149H86ZM84 150V151H86ZM90 150V149H89ZM214 150H215V147H214ZM220 150H222V148H220ZM19 151V149H18ZM28 151V150H26ZM32 151V150H31ZM34 151V150H33ZM45 152H47L46 150H44ZM53 151V150H52ZM69 151V150H68ZM67 151V152H68ZM77 151V149L75 150ZM82 151V152H84ZM93 151V150H92ZM100 152V148L99 150H97ZM104 151V150H103ZM107 151V150H106ZM233 151V149H232ZM237 151V150H236ZM236 151L234 152L236 154ZM243 151V150H242ZM260 151H262L260 149ZM260 151L259 154H260ZM36 152V151H35ZM65 152V151H64ZM63 152V153H64ZM69 152H72V149L71 151ZM81 152V153H82ZM102 152V151H101ZM109 152V151H107ZM105 152V153H107ZM211 152H214V151H211ZM225 152V150H224ZM245 152V151H244ZM249 152V151H248ZM247 152V154H248ZM5 153V152H4ZM29 153V151H28ZM76 153V152H75ZM87 154V152H85ZM104 153V154H105ZM208 153V151H207ZM231 153V152H230ZM238 153V152H237ZM239 153H241V151H239ZM1 154V153H0ZM71 154V153H69ZM101 154V153H100ZM99 154V155H100ZM103 154V153H102ZM101 154V155H102ZM108 154H111V153H108ZM206 154V153H205ZM211 154V153H210ZM213 154V153H212ZM223 154V153H222ZM232 154V153H231ZM243 154V153H242ZM251 154V153H249ZM258 154V153H257ZM2 155V154H1ZM27 155V154H26ZM32 155V153H31ZM54 155L56 156V154L54 153ZM53 155V156H54ZM64 155V154H63ZM89 155V153H88ZM96 155V154H95ZM98 155V156H99ZM100 155V156H101ZM227 154L225 153V157ZM233 155V154H232ZM264 155V154H263ZM73 157H75L76 155H72ZM84 156V155H83ZM82 156V157H83ZM90 156H91V153H90ZM97 156V155H96ZM108 156V155H107ZM219 156V155H218ZM236 156V155H235ZM239 156V155H238ZM237 156V157H238ZM241 156V155H240ZM247 156V155H245ZM250 156V155H249ZM33 157V156H32ZM41 157V156H39ZM64 157V156H63ZM79 157V155H78ZM80 157V158H82ZM86 158V156H84ZM105 157V156H104ZM220 157V156H219ZM222 157V156H221ZM243 157V155H242ZM57 158V157H56ZM67 158V157H66ZM70 158V157H69ZM77 158V157H76ZM91 158V157H90ZM102 158V157H101ZM231 157L229 156V159ZM244 158V157H243ZM247 158V157H246ZM250 158V157H248ZM247 158V160H248ZM253 158V157H252ZM33 159V158H32ZM55 159V158H54ZM96 159V158H95ZM98 159V158H97ZM105 159V158H104ZM107 159V158H106ZM234 159V158H233ZM242 159V158H241ZM258 159V158H257ZM35 160V159H34ZM41 160V159H40ZM46 160V159H44ZM52 160V159H51ZM68 160V159H67ZM81 160V159H80ZM94 159H92L93 161ZM245 160V158L243 159V161ZM247 160H245L244 162H247ZM254 160V159H253ZM47 161V160H46ZM62 161V160H61ZM79 161V159H78ZM77 161V162H78ZM90 161V162H92ZM107 161V160H106ZM238 161V160H236ZM242 160L241 162L244 163ZM252 161V160H251ZM44 162V161H43ZM53 162V161H52ZM58 162V161H57ZM56 162V163H57ZM68 162H71L68 160ZM105 162V161H104ZM110 162H111V159H110ZM113 162V161H112ZM233 162V161H232ZM240 162V161H239ZM254 162V161H252ZM2 163V162H1ZM60 163V162H59ZM58 163V164H59ZM67 163V162H66ZM66 163L63 161V165H66ZM82 163V162H81ZM84 163V162H83ZM96 163V162H95ZM94 163V165H95ZM101 163V161H100ZM106 163V162H105ZM236 163V162H235ZM234 163V165H235ZM250 163V162H249ZM45 164V163H44ZM72 164V162H71ZM91 164V163H90ZM233 164V163H232ZM56 165V164H55ZM81 165V164H80ZM86 166L89 165V162L87 164H85ZM98 165V163H97ZM104 165V164H102ZM106 165V164H105ZM231 165V164H230ZM239 165V164H238ZM254 165H255V162H254ZM60 166V164H59ZM58 166V167H59ZM67 166V165H66ZM70 166V164H68V167ZM84 166V165H83ZM48 167V166H47ZM56 167V166H54ZM74 167V165H73ZM85 167V166H84ZM96 167V166H95ZM114 167V166H113ZM248 167V166H247ZM259 167V166H258ZM57 168V167H56ZM67 168V167H66ZM75 168V167H74ZM76 168H77V164H76ZM90 168V167H89ZM102 168V167H101ZM117 168V166H116ZM253 169V167H250ZM249 168V169H250ZM60 169V167H59ZM65 169V168H63ZM80 169V168H78ZM91 170L93 168H90ZM104 169V168H102ZM108 169V168H107ZM120 169V168H119ZM184 170L185 167H183ZM52 170V168H51ZM67 170V169H66ZM77 170V169H75ZM74 171V170H73ZM72 171V172H73ZM82 171V170H81ZM80 170H78V172H81ZM85 171V170H84ZM83 171V172H84ZM98 172V170H96ZM110 171V170H109ZM254 171V170H253ZM13 172V171H12ZM40 172V171H39ZM61 172V171H60ZM69 172V171H67ZM66 172V173H67ZM82 172V173H83ZM120 172V171H119ZM258 172V171H256ZM15 173V172H14ZM90 174H92L91 172H89ZM88 173V174H89ZM112 173V172H110ZM114 173V172H113ZM112 173V174H113ZM125 173V171H124ZM59 174V173H58ZM71 174V173H69ZM87 174V172H86ZM98 174V173H97ZM96 174V175H97ZM102 174V173H101ZM106 174V172H105ZM104 174V175H105ZM190 174V173H189ZM262 174V173H260ZM73 175V174H72ZM81 175V174H80ZM94 175V174H93ZM103 175V176H104ZM109 175V174H108ZM115 175V174H114ZM192 175V174H191ZM2 176V174H1ZM42 176V175H41ZM45 176V174L43 175ZM65 176H67L65 174ZM82 176H84L82 174ZM90 176V175H89ZM110 176V175H109ZM108 176V178H109ZM262 176V175H261ZM10 177L9 175H7V178ZM58 177V175H57ZM78 178V176H76ZM92 177V176H90ZM99 177V176H98ZM115 177V176H114ZM6 178V179H7ZM64 178V177H63ZM72 178V176H71ZM80 178V176H79ZM97 178V177H96ZM95 178V180H96ZM100 178V177H99ZM122 178V177H121ZM132 178V177H131ZM4 178V180H6ZM13 179V178H12ZM53 179V178H52ZM73 180L76 179L75 177L72 178ZM84 178H82L83 180ZM129 179V178H128ZM1 180V179H0ZM10 179H7L6 181L10 182L9 181ZM15 180V178H14ZM45 180V178H44ZM47 180V178H46ZM54 180V179H53ZM65 180V179H64ZM87 180V179H86ZM121 180H124L121 179ZM132 182H133V179H131ZM131 180L129 182H131ZM5 181V182H6ZM48 181V180H47ZM62 181V180H61ZM67 181V180H66ZM93 181V180H92ZM126 181V179L124 180ZM1 182V181H0ZM43 182V181H42ZM52 182V181H51ZM55 182V181H53ZM53 182L51 184H53ZM79 182V180H78ZM105 182V181H104ZM111 182V181H110ZM135 182V181H134ZM133 182V183H134ZM57 183V182H56ZM54 183V184H56ZM72 183V182H71ZM70 183V184H71ZM90 183V182H88ZM97 183V182H96ZM201 183V182H199ZM2 184H7V183H2ZM0 183V185H2ZM9 184V183H8ZM50 184V183H49ZM53 184V185H54ZM75 184V182L73 183ZM98 184V183H97ZM102 184V183H101ZM100 184V186H101ZM104 184V183H103ZM102 184V185H103ZM125 184V183H124ZM123 184V185H124ZM129 184V183H128ZM126 184V185H128ZM131 184V183H130ZM129 184V185H130ZM136 184V183H135ZM140 186H141V183H139ZM13 185V184H12ZM46 185V183H45ZM52 185V186H53ZM57 185V184H56ZM60 185V183H59ZM63 185V184H62ZM72 185V184H71ZM82 185V184H81ZM113 185V183L111 184ZM137 185H138V182H137ZM201 185V184H200ZM203 185V184H202ZM7 186V185H6ZM50 186V185H49ZM65 186V185H64ZM63 186V187H64ZM67 186V184H66ZM80 186V185H79ZM87 186V185H86ZM96 186V185H95ZM32 187V186H31ZM35 187V186H34ZM44 187V186H43ZM84 184L82 185V188L81 190H83L84 188ZM123 187V186H122ZM128 187V186H127ZM131 187V186H129ZM138 187V186H137ZM155 187V186H154ZM208 187V186H207ZM3 188V186H2ZM6 188V187H5ZM12 188V187H11ZM10 188V189H11ZM29 188V187H28ZM58 188V186H57ZM55 188V189H57ZM85 188H88V187H85ZM99 188V187H98ZM126 188V187H125ZM156 188V187H155ZM8 189V188H7ZM6 191L8 192L9 190ZM17 189V188H16ZM33 189V188H32ZM39 189V188H38ZM66 189V188H65ZM89 189L90 186H89ZM96 189V188H95ZM106 189V188H105ZM110 189V188H109ZM113 188H111L112 190ZM123 189V188H122ZM131 189V188H130ZM136 189V188H135ZM141 189V188H140ZM2 190V189H1ZM15 190L12 189L10 191V193ZM25 190V189H24ZM35 190V189H33ZM45 190V189H44ZM61 190V189H60ZM64 190V188H63ZM121 190V189H120ZM154 189H152V192H153ZM211 192L213 195H215L217 198H232V195L229 196L227 194H224L222 193L221 191H216L214 190L213 188H210ZM4 191V190H3ZM2 191V193H3ZM5 191V192H6ZM32 191V190H31ZM30 191V192H31ZM52 191V190H51ZM85 191V190H84ZM91 191H95V190H91ZM102 191V190H101ZM100 191V192H101ZM104 191V190H103ZM107 191H108V188H107ZM129 191V190H128ZM134 191V190H133ZM21 192V191H19ZM18 192V193H19ZM23 192V191H22ZM29 192V191H27ZM33 192V191H32ZM55 192V191H54ZM63 192V191H62ZM99 192V193H100ZM120 192V191H119ZM118 192V193H119ZM130 192V191H129ZM9 193V194H10ZM16 193V192H15ZM35 193V192H34ZM32 193V194H34ZM37 193H38V190H37ZM43 193V192H42ZM66 193V192H65ZM84 193V192H83ZM106 193V192H103V194ZM127 193V192H126ZM138 193V192H137ZM141 193V192H140ZM13 194V193H12ZM17 194V193H16ZM20 194V193H19ZM27 194V193H26ZM30 194V193H29ZM41 194V193H40ZM38 194V195H40ZM44 194V193H43ZM48 194V192H47ZM80 193H78L79 195ZM85 194V193H84ZM92 194V193H91ZM160 194V193H159ZM164 194V193H163ZM167 194V193H165ZM1 195V194H0ZM4 195V194H3ZM36 195V194H35ZM34 195V196H35ZM37 195V196H38ZM49 195V194H48ZM57 195V194H56ZM169 195V194H168ZM2 196V195H1ZM0 196V197H1ZM20 196V195H19ZM22 196V195H21ZM20 196V197H21ZM46 196V195H45ZM55 196V194H54ZM69 196V195H68ZM75 196V195H74ZM81 196V195H79ZM83 196V195H82ZM106 196H107V193H106ZM123 196V195H122ZM139 196V195H138ZM164 196V195H163ZM248 196V195H247ZM25 197V196H24ZM26 197H28V195H26ZM40 197V196H39ZM48 197V196H47ZM62 197V196H61ZM73 197V196H72ZM92 197V196H91ZM95 197V196H94ZM119 197V196H118ZM127 196H125L126 198ZM158 197V196H157ZM155 197V198H157ZM15 198V196H14ZM22 198V197H21ZM44 198V197H43ZM46 198V197H45ZM83 198V197H82ZM86 198V197H85ZM101 198V197H100ZM103 198V197H102ZM115 198V197H114ZM23 199V198H22ZM29 199V198H28ZM31 199H33V197H31ZM30 199V200H31ZM38 199V198H37ZM47 199V198H46ZM45 199V200H46ZM63 199V198H62ZM75 199V198H74ZM87 199V198H86ZM93 199V198H92ZM95 199V198H94ZM93 199V200H94ZM137 199V197L135 198ZM142 199V198H141ZM150 199V198H149ZM159 199V198H157ZM155 199V200H157ZM161 199V197H160ZM167 199V198H165ZM230 199V200H232ZM254 199V198H253ZM29 200V202H30ZM48 200V199H47ZM46 200V201H47ZM50 200V199H49ZM48 200V201H49ZM78 200V199H77ZM80 200V198H79ZM81 200H84V199H81ZM122 200V199H121ZM132 200V199H131ZM145 200V199H144ZM168 200V199H167ZM37 201V200H36ZM68 201V200H67ZM66 201V202H67ZM88 201V199H87ZM95 201H100V200H95ZM103 201V200H101ZM119 201V200H118ZM123 201V200H122ZM128 201V200H127ZM162 201V200H161ZM4 202V201H3ZM2 202V203H3ZM10 202V201H9ZM32 202V201H31ZM35 202V201H34ZM40 202V201H39ZM54 202V201H53ZM62 202V201H61ZM74 202V201H73ZM90 202V201H89ZM92 202V201H91ZM106 202V201H104ZM129 202V201H128ZM153 202V201H152ZM158 202V201H157ZM163 202H166L163 200ZM162 202V203H163ZM170 202V200H169ZM173 202V201H172ZM58 202H56L57 204ZM68 203V202H67ZM80 203V201H79ZM98 203V202H97ZM102 203V202H101ZM146 203V202H145ZM162 203H158L160 205H162ZM9 205V203H7ZM11 204V202H10ZM15 204V203H14ZM41 204V203H40ZM44 204L46 205V203L44 202ZM55 204V205H56ZM75 204V203H74ZM84 204H87L84 203ZM104 204V203H103ZM106 204V203H105ZM113 204V202H112ZM116 204V203H115ZM144 204V203H143ZM157 204V206H158ZM169 204V203H168ZM172 204V203H171ZM1 205V204H0ZM4 205V204H2ZM35 204H30V206H34ZM51 205V204H50ZM59 205V204H58ZM62 205H64L62 203ZM67 205V204H66ZM92 205V204H91ZM109 205V204H108ZM119 205V204H118ZM132 206V204H130ZM151 205V204H150ZM165 205V203L163 204ZM5 206V205H4ZM3 206V207H4ZM12 206V205H10ZM9 206V207H10ZM16 206V204H15ZM28 206V205H27ZM30 206H28V208H30ZM37 206V205H36ZM35 206V207H36ZM39 206V205H38ZM42 206V204H41ZM47 206V205H46ZM69 206V205H68ZM74 207L76 205H73ZM72 206V207H73ZM80 206V205H79ZM79 206H78V209H79ZM88 206V204H87ZM94 206V204H93ZM96 206H99L98 204ZM104 207V205H102ZM107 206V205H105ZM112 206V205H111ZM153 206V205H151ZM156 205L154 204L153 207H155ZM156 206V207H157ZM1 207V206H0ZM20 207V206H19ZM53 207V206H52ZM59 207V206H58ZM70 207V206H69ZM68 207V208H69ZM77 207V206H76ZM90 207V205H89ZM103 207H100L99 209L101 210L102 208V211L103 212ZM110 207V205H109ZM108 207V208H109ZM116 207V206H115ZM167 207V206H166ZM33 208V207H31ZM44 208L42 211L45 210V207H42ZM41 208V209H42ZM47 208V207H46ZM63 207H61L60 209L62 210ZM82 208H86V207H83V203H82ZM106 208V207H105ZM113 208V207H111ZM120 208V207H119ZM118 206H117V209H119ZM158 208V207H157ZM161 208V207H160ZM1 209V208H0ZM11 209V208H10ZM58 209V208H57ZM73 209V208H72ZM71 209V210H72ZM76 209V208H74ZM77 209V211H78ZM121 209V208H120ZM162 209V208H161ZM180 209V208H179ZM178 209V210H179ZM16 210V209H15ZM24 210V209H23ZM48 210V209H46ZM50 210V208H49ZM55 210V209H53ZM68 210V209H67ZM66 210V211H67ZM70 210V209H69ZM68 210V211H69ZM96 210V209H95ZM107 210V209H105ZM109 210V209H108ZM144 210V209H143ZM152 210V209H151ZM150 210V211H151ZM154 210V209H153ZM156 210V209H155ZM159 210V209H157ZM5 211V210H4ZM36 211V210H35ZM39 211H40V207H39ZM51 211V210H50ZM64 211V210H63ZM112 211V209H111ZM122 211V209H121ZM120 211V212H121ZM149 211V210H148ZM168 211V209H167ZM173 211V210H172ZM1 212V211H0ZM3 212V211H2ZM6 212H7V209H6ZM14 211H12L13 213ZM27 212V211H25ZM33 212V211H32ZM47 211H45L46 213ZM73 212V211H72ZM119 212V211H118ZM124 212V211H122ZM141 212V210H140ZM144 212V211H143ZM29 213V212H28ZM36 213V212H35ZM65 213V212H64ZM71 212H69L70 214ZM74 213V212H73ZM72 213V215H74ZM76 213V212H75ZM79 213V212H77ZM83 213L89 217V219H93V215L91 213V211L88 209H85L83 210ZM95 213V212H94ZM115 213V212H114ZM126 213V212H125ZM149 213V212H148ZM159 213V212H158ZM161 213V212H160ZM179 213V212H178ZM192 213V212H191ZM3 214V213H2ZM52 214V213H51ZM82 214V213H81ZM97 214V213H96ZM107 215V212L105 213ZM132 214V213H131ZM136 214V213H135ZM139 214V213H138ZM187 214V213H186ZM4 215V214H3ZM7 215V214H6ZM4 215V216H6ZM11 215V214H9ZM28 215V214H27ZM49 215V213H48ZM62 215V214H61ZM80 215V214H79ZM84 215V217H85ZM120 215V214H119ZM15 216V214H14ZM23 216V215H22ZM52 216V215H51ZM59 218H63V217H60V214L58 215ZM65 216V215H64ZM68 217H72V216H69L67 215ZM105 216V215H104ZM126 216V215H125ZM147 216V215H146ZM155 216V215H154ZM181 216V215H180ZM180 216H178L180 218ZM182 216H185V214H183ZM190 216V215H189ZM2 217V216H1ZM13 217V216H12ZM16 217V216H15ZM14 217V218H15ZM26 217V216H25ZM36 217V216H35ZM66 217V216H65ZM76 217V216H75ZM83 217V216H82ZM115 217V216H114ZM118 217V216H117ZM123 217V216H122ZM153 217V216H152ZM34 218V217H33ZM37 218V217H36ZM73 218V217H72ZM108 218V217H107ZM127 218V217H125ZM129 218V216H128ZM132 218V217H130ZM141 218V216H140ZM151 218V217H150ZM156 218V217H154ZM158 218V216H157ZM169 218V217H168ZM186 218V217H185ZM2 219V218H1ZM22 219V218H21ZM29 219V218H28ZM27 219V220H28ZM44 219V218H42ZM49 219V218H48ZM52 219V217H51ZM74 219V218H73ZM77 217L75 218V223L78 225L77 221L76 220ZM101 219L102 216H101ZM146 218H144V222H148V224L150 223V221H145ZM194 219V218H192ZM191 219V220H192ZM7 220V219H5ZM4 220V221H5ZM13 220V219H12ZM20 220V219H19ZM26 220V221H27ZM38 220V219H37ZM53 220V219H52ZM57 220V219H55ZM62 220V219H61ZM66 220V218L64 219ZM69 220V219H67ZM66 220V222H67ZM97 220H99L97 218ZM96 220V222H97ZM108 220V219H107ZM124 220V219H123ZM126 220V219H125ZM129 220V219H128ZM148 220V218H147ZM152 220V219H150ZM154 220V219H153ZM175 220V219H174ZM173 220V221H174ZM177 220V219H176ZM187 220V219H186ZM1 221V220H0ZM11 221V219H10ZM21 221V220H20ZM60 221V220H59ZM70 221V220H69ZM68 221V223H70ZM83 221V220H82ZM105 221V220H104ZM133 221V220H132ZM195 221V220H194ZM193 221V222H194ZM24 222V220H23ZM61 222V221H60ZM116 223H119V221H115ZM114 222V223H115ZM125 222V221H124ZM127 222V221H126ZM129 222V221H128ZM127 222V223H128ZM135 222V221H134ZM138 222V221H136ZM157 222V221H156ZM176 222V221H175ZM51 223H54V221ZM73 223V221L71 222ZM70 223V224H71ZM99 223V222H98ZM110 223V222H109ZM115 223V224H116ZM122 223V222H121ZM131 223V224H130ZM129 223V226L132 225V222ZM140 223V222H139ZM142 223V222H141ZM185 223V222H184ZM187 223V221H186ZM4 224V223H3ZM7 224V223H6ZM4 224V225H6ZM23 224V223H22ZM32 224V223H31ZM35 224V223H34ZM63 224V223H62ZM61 224V225H62ZM66 224V223H65ZM108 224V223H107ZM112 224V223H111ZM110 224V225H111ZM183 224V223H182ZM45 225V224H44ZM48 225V224H47ZM72 225V224H71ZM70 225V226H71ZM74 225V224H73ZM94 225V223H93ZM92 225V226H93ZM102 225V224H101ZM120 226V224H118ZM123 225V224H121ZM135 225V223H134ZM141 225V224H140ZM139 225V226H140ZM156 225V223H155ZM191 225V224H190ZM197 225V224H196ZM195 225V226H196ZM199 225V224H198ZM197 225V226H198ZM207 225V224H206ZM9 226V225H8ZM16 226V225H15ZM18 226V225H17ZM16 226V227H17ZM23 225H21L22 227ZM29 226V225H28ZM49 226V225H48ZM47 226V227H48ZM54 226V225H53ZM60 226V225H59ZM68 226V227H70ZM79 226H81V228L85 226V224H79ZM88 226V225H87ZM96 226V224H95ZM104 226L106 227V224H104ZM125 227V225H123ZM137 225H135L134 228H136ZM145 226V225H144ZM154 226V225H153ZM163 226V224H162ZM167 226V225H166ZM176 226V225H175ZM184 226V224H183ZM201 226V224H200ZM203 226V224H202ZM1 227V225H0ZM3 227V226H2ZM1 227V228H2ZM14 227V225H13ZM24 227V226H23ZM43 226L38 227V226H34L33 225V230L36 231V234L38 233L42 239L40 241L45 238V235H44V230H42ZM50 227V226H49ZM48 227V228H49ZM76 227V226H75ZM74 227V228H75ZM108 227V225H107ZM122 227V226H121ZM123 227V228H124ZM131 226V228H133ZM146 227V226H145ZM155 227V226H154ZM173 227V226H172ZM171 227V228H172ZM188 227V226H187ZM209 226H207L208 228ZM211 227V226H210ZM215 227V226H214ZM10 228H11V225H10ZM28 228V227H27ZM31 228V227H30ZM55 228V226H54ZM73 227L72 228H69V229H74ZM80 228V227H79ZM89 228V227H88ZM102 228V227H101ZM114 228V227H113ZM127 228V227H125ZM139 228V227H138ZM144 228V227H143ZM148 228V227H147ZM147 228H145L144 230H146ZM162 228V227H161ZM160 228V229H161ZM169 228V229H171ZM175 228V227H174ZM182 228V227H181ZM205 228V227H204ZM7 229V228H6ZM17 228H15L16 230ZM21 229V228H19ZM57 230V228H55ZM67 229V227H66ZM66 229L63 228V231ZM68 229V230H69ZM78 230V228H75ZM91 229V228H90ZM90 229H85L83 231H81L80 235L82 236V239H87L90 234H91V230ZM103 229V228H102ZM109 229V228H108ZM111 229V228H110ZM167 229V228H166ZM165 229V230H166ZM168 229V230H169ZM202 229V228H201ZM210 230V228H208ZM207 229V230H208ZM216 230L217 227L215 228ZM214 229V230H215ZM14 230V231H15ZM22 230V229H21ZM24 230H27V229H24ZM32 230V229H31ZM62 230V228H61ZM67 230V231H68ZM82 230V229H81ZM117 230V229H116ZM134 230V229H133ZM184 230V229H183ZM186 230V228H185ZM192 230V228H191ZM194 230V228H193ZM203 230V229H202ZM201 230V231H202ZM8 231V230H6ZM18 231V230H17ZM23 231V230H22ZM34 231V232H35ZM52 231H55V230H52ZM66 231V232H67ZM71 231V230H70ZM102 231V230H101ZM107 231V230H106ZM113 231V230H112ZM121 231V230H120ZM124 231V230H123ZM131 231V230H130ZM136 231V230H135ZM140 231V228L139 230ZM137 231V232H138ZM153 231V230H152ZM182 231V229H181ZM198 231V229H197ZM221 231V230H220ZM10 232V231H9ZM19 232V231H18ZM17 232V233H18ZM50 232V231H49ZM48 232V233H49ZM75 231H73L74 233ZM95 232V231H94ZM98 232V230H97ZM116 232V231H115ZM162 232V231H161ZM215 232V231H214ZM31 233V232H30ZM47 233V232H46ZM69 233V231L67 232ZM66 233V234H67ZM72 233V232H71ZM102 233V232H101ZM100 233V234H101ZM107 233V232H106ZM109 233V232H108ZM111 233V232H110ZM110 233L108 234V236L110 237ZM121 233V232H120ZM125 233V232H124ZM135 233V232H134ZM145 233V231L143 232ZM172 233V232H171ZM175 232H173V235H174ZM183 233V232H181ZM195 232L191 233L190 235L192 236ZM210 234V232H208ZM212 233V231H211ZM21 234V233H20ZM96 234V232H95ZM128 233L126 232L125 236L127 235ZM136 234V233H135ZM140 234V233H139ZM147 234V233H146ZM154 234V232H153ZM156 234V233H155ZM169 234H170V231H169ZM185 234V233H184ZM187 234V232H186ZM230 234V233H229ZM3 235V234H2ZM23 235H24V231H23ZM28 235V234H27ZM26 235V236H27ZM31 235V234H30ZM65 235V233H64ZM76 235V234H75ZM78 236H80L79 234H77ZM93 235V234H91ZM104 235L106 236V234L104 233ZM117 235V234H116ZM164 235V234H163ZM166 235V234H165ZM173 235H169L170 236H173ZM182 235V234H181ZM208 235V234H207ZM4 236V235H3ZM15 236V234L13 235ZM47 236V235H46ZM70 236V235H69ZM97 236V235H96ZM99 236V235H98ZM107 236V237H108ZM129 236V235H128ZM143 236V235H142ZM151 236V235H150ZM157 237V234L155 235ZM186 236V235H185ZM198 236V235H197ZM57 237H58V233H57ZM64 237V236H62ZM72 236H70V239H71ZM76 237V236H75ZM103 237V236H102ZM136 237V236H135ZM146 237V235H145ZM174 237V236H173ZM188 237V236H187ZM248 237V236H246ZM1 238V237H0ZM21 238V237H20ZM19 238V239H20ZM28 238V237H27ZM27 238H24L26 240H29ZM37 238V237H36ZM48 238V237H47ZM53 238V237H52ZM65 238V237H64ZM99 238V237H98ZM111 238H114L113 235L111 236ZM117 238V237H116ZM115 238V239H116ZM138 238V236H137ZM140 238V237H139ZM138 238V239H139ZM152 238V237H151ZM158 238V237H157ZM156 238V239H157ZM180 238V236H179ZM13 239V238H12ZM39 240V238H37ZM57 239V238H56ZM74 239V237H73ZM80 238L77 239V241L79 240ZM119 239V238H118ZM129 239V237H128ZM178 239V238H176ZM182 239V238H181ZM185 239V238H184ZM183 239V240H184ZM197 239V237H196ZM11 240V239H10ZM51 240V239H50ZM102 240V239H101ZM107 240V239H106ZM123 240V239H122ZM135 240V239H134ZM143 240V239H142ZM154 240V239H153ZM187 240V239H186ZM6 241V240H5ZM46 241V240H45ZM84 241V240H83ZM103 241V240H102ZM121 241V240H119ZM125 241V240H124ZM130 242H132L133 244V241L129 240ZM137 241V240H136ZM147 241V240H146ZM150 241V239H149ZM167 241V240H166ZM175 241V240H174ZM185 241V240H184ZM8 242V241H6ZM27 242V241H26ZM32 242H33V238H32ZM55 242H59V241H55ZM66 242V241H65ZM80 242V241H79ZM77 242V243H79ZM104 242V241H103ZM157 242V241H156ZM178 242V240H177ZM189 242V240H188ZM192 242V241H191ZM196 242V241H195ZM207 242V241H206ZM22 243V241H21ZM35 243V242H34ZM33 243V244H34ZM43 243V241L41 242ZM64 243V242H63ZM69 243V242H68ZM67 243V244H68ZM76 243V241H75ZM76 243V244H77ZM100 243V241L98 242ZM106 243V241H105ZM108 243V242H107ZM106 243V244H107ZM124 244V242H121ZM126 243V242H125ZM128 243V242H127ZM148 243V241L146 242ZM152 243V242H150ZM159 243V242H158ZM197 243V242H196ZM196 243H195V246H196ZM2 244V243H1ZM23 244H24V241H23ZM32 244V245H33ZM52 244V243H51ZM66 244V246H67ZM71 244V243H70ZM89 244V243H88ZM92 244V243H91ZM114 244V242H113ZM129 244V243H128ZM127 244V245H128ZM135 244V243H134ZM149 244V243H148ZM164 244V243H163ZM200 244V243H199ZM223 244V243H222ZM231 244V243H230ZM229 244V245H230ZM248 244V243H247ZM6 245V244H5ZM12 245V243H11ZM15 245V244H14ZM61 245V243H60ZM69 245V244H68ZM85 245V244H84ZM87 245V243H86ZM85 245V246H86ZM103 245V243H102ZM105 245V244H104ZM140 245V244H139ZM145 245V244H144ZM151 245V244H150ZM162 245V243H161ZM165 245V244H164ZM173 245V244H172ZM177 245V244H176ZM182 245V244H181ZM235 245V244H234ZM238 245V244H237ZM251 245V244H250ZM1 246V245H0ZM3 246V245H2ZM8 246V245H7ZM16 246V245H15ZM25 246V245H24ZM34 246V245H33ZM36 246V245H35ZM74 246V245H73ZM82 246V245H81ZM108 246V244H107ZM118 246H121V245H118ZM126 246V244H125ZM135 246V245H134ZM147 246V245H146ZM190 247V245H188ZM228 246V244H227ZM248 246V245H247ZM5 247V246H4ZM41 247V248H40ZM79 247V246H78ZM103 247V246H102ZM122 247V246H121ZM149 247V246H148ZM151 247V246H150ZM153 247V246H152ZM151 247V248H152ZM186 247V246H185ZM199 247V246H198ZM230 247V246H229ZM237 247V246H236ZM10 248V247H8ZM40 249H42V246H39ZM57 248V247H55ZM70 248V247H69ZM74 247H71V249H73ZM84 248V246H83ZM87 248V247H86ZM140 248V246H139ZM143 248V247H142ZM155 248V247H153ZM177 248V247H176ZM180 248H183V247H180ZM192 248V246H191ZM223 248V247H222ZM220 248V249H222ZM235 248V247H234ZM251 248V247H250ZM7 249V247H6ZM18 249V248H17ZM16 249V250H17ZM31 249V248H30ZM44 249V248H43ZM67 250V248H65ZM70 249V250H71ZM81 249V248H80ZM79 249V250H80ZM95 249V248H94ZM115 249V247L113 248ZM123 249H126V247H124ZM128 249V248H127ZM184 249V248H183ZM189 249V248H188ZM199 249V248H198ZM204 249V248H203ZM210 249V248H209ZM227 249V247H226ZM238 249V248H237ZM239 249L238 250L239 252L242 250L241 247L239 246ZM246 249H249L248 247ZM10 250V249H8ZM14 250V249H13ZM11 250V251H13ZM20 250V249H19ZM29 250V249H27ZM39 250V249H38ZM37 250V251H38ZM54 250V249H53ZM57 250V249H56ZM78 250V249H77ZM89 250V249H87ZM108 250V249H107ZM112 251V248L110 249ZM119 250L120 247H119ZM134 250V249H133ZM156 250V248H155ZM166 250V249H165ZM164 250V251H165ZM180 250V249H179ZM190 250V249H189ZM202 250V248H201ZM21 251V250H20ZM37 251H36V255H37ZM45 250H43L42 252H44ZM48 251V250H47ZM45 251V252H47ZM72 252H75L73 250H71ZM84 251V250H83ZM90 251V250H89ZM92 251V249H91ZM101 250L99 249V252ZM104 251V250H103ZM103 251H101L100 253H102ZM106 251V250H105ZM110 251V252H111ZM116 251V249L114 250ZM123 251V250H122ZM121 251V252H122ZM138 251V250H137ZM145 251V250H144ZM151 251V249H150ZM177 251V250H176ZM192 251V250H191ZM189 251V252H191ZM218 251L219 248H218ZM223 251V250H221ZM226 251V250H225ZM247 251V250H246ZM250 251V250H248ZM252 251V250H251ZM17 252V251H16ZM19 252V251H18ZM28 252V251H26ZM44 252V254H46ZM66 252V251H65ZM87 252V251H85ZM94 252V250H93ZM92 252V253H93ZM117 252V251H116ZM120 252V251H119ZM130 252V251H129ZM134 252V251H133ZM161 252V251H160ZM180 253L182 251H179ZM197 252V251H196ZM245 252V251H244ZM11 253V252H10ZM50 253V252H49ZM58 253V252H57ZM60 253V252H59ZM58 253V254H59ZM69 253V252H68ZM82 253V252H81ZM104 253V252H103ZM102 253V254H103ZM109 253V252H108ZM107 253V254H108ZM113 253V252H112ZM118 253V252H117ZM123 253V252H122ZM125 253H127L125 251ZM124 253V254H125ZM132 253V252H131ZM130 253V254H131ZM145 253V252H144ZM154 253V252H153ZM162 253V252H161ZM166 253V251H165ZM179 253V255H180ZM194 253V252H192ZM191 253V254H192ZM206 253V252H205ZM224 253V252H222ZM247 253V252H246ZM251 253V252H250ZM248 253L250 256L252 254ZM9 254V252H8ZM25 254V253H24ZM52 254V253H51ZM66 254V253H65ZM70 254V253H69ZM110 254V253H109ZM122 254L125 258V255ZM128 254V253H127ZM135 254V253H133ZM138 253H136L137 255ZM146 254V253H145ZM149 254V253H148ZM148 254L146 255L147 259H148ZM159 254V253H158ZM168 254V253H167ZM190 254V255H191ZM196 254V253H195ZM194 254V255H195ZM207 254V253H206ZM205 254V255H206ZM221 254V253H220ZM12 255V254H10ZM20 255V254H18ZM26 255V254H25ZM39 255V254H38ZM54 256V253L52 254ZM71 255V254H70ZM78 255V254H77ZM111 255V254H110ZM108 255V256H110ZM120 255V253H119ZM150 255V254H149ZM161 254H159L160 256ZM216 255H217V252H216ZM225 255V253H224ZM240 255V254H239ZM246 255V254H244ZM13 256V255H12ZM49 256V255H47ZM51 256V255H50ZM64 256V255H63ZM90 256V255H89ZM94 256V254H93ZM92 256V257H93ZM99 256V255H98ZM103 256V255H102ZM101 256V257H102ZM117 256V255H115ZM115 256L113 255V257L115 258ZM151 256V255H150ZM162 256V255H161ZM183 256L186 257V255L184 254ZM234 256V255H233ZM242 256V255H241ZM248 256V255H246ZM27 257V255H26ZM32 257V256H30ZM37 257V256H36ZM58 257V256H57ZM55 257V259L57 258ZM91 257V258H92ZM104 257V256H103ZM111 257V256H110ZM128 256L126 255V259ZM137 257V256H136ZM140 257V256H139ZM156 257V256H155ZM170 257V256H169ZM206 256H204V259H207L209 256H207V258H205ZM239 257V256H238ZM253 255L251 256V259H252ZM48 258V257H47ZM64 258V257H62ZM79 258V257H77ZM84 258V257H83ZM100 258V257H99ZM106 259V257H104ZM109 258V257H107ZM112 258V257H111ZM113 258V259H114ZM119 258V257H118ZM130 258V257H129ZM134 258V257H133ZM132 258V260H133ZM142 258V256L140 257ZM162 258V257H161ZM166 258V257H165ZM174 258V257H173ZM195 258V257H194ZM4 259V258H3ZM17 259V258H16ZM50 259V258H49ZM67 259V258H66ZM75 259V258H74ZM73 259V260H74ZM87 259V258H86ZM139 259V258H138ZM146 259V261H147ZM170 259V258H169ZM247 259V257H246ZM10 260V259H9ZM30 260H33L32 258H30ZM29 260V263L32 262ZM51 260L52 257H51ZM58 260H61L58 259ZM71 260V259H70ZM69 260V261H70ZM73 260H72V263H73ZM77 260V259H76ZM80 260V259H79ZM78 260V261H79ZM83 260V259H82ZM91 260V259H90ZM94 260V259H93ZM107 260V259H106ZM111 260V259H109ZM118 260V259H117ZM131 261V259H129ZM129 260H125L127 261V263L129 262ZM156 260V259H155ZM190 260V259H188ZM193 260V259H192ZM190 260V261H192ZM239 260V259H238ZM254 260V258H253ZM6 261V260H5ZM11 261V260H10ZM18 261V260H17ZM43 261H44V258H43ZM48 261V260H47ZM98 261V260H97ZM158 261V260H157ZM169 261V260H168ZM186 261V260H185ZM194 261V260H193ZM207 261V260H206ZM212 261V260H211ZM229 261H230V258H229ZM242 261V258L240 257V262ZM248 261V260H247ZM260 261V260H259ZM34 262L36 263V261L34 260ZM66 264L68 263L67 261H65ZM86 262V261H85ZM88 262V261H87ZM86 262V263H87ZM96 262V261H95ZM99 262V261H98ZM97 262V263H98ZM102 262V260H101ZM112 262H115V261H112ZM117 262V261H116ZM119 262V261H118ZM123 262V261H122ZM154 262V261H153ZM198 262H201V261H198ZM208 262V261H207ZM233 262V261H232ZM231 262V263H232ZM237 262V259L236 261ZM245 262V261H244ZM257 262V261H256ZM10 263H13V262H10ZM22 263V262H21ZM59 263V262H57ZM62 263V262H61ZM64 263V262H63ZM76 263H80V262H76ZM75 263V260H74V264ZM92 263V262H91ZM100 263V262H99ZM105 263V262H104ZM126 263V264H127ZM130 263V262H129ZM141 263V262H140ZM143 263V261H142ZM148 263V262H147ZM155 263V262H154ZM159 263V262H158ZM161 263V261H160ZM163 263V262H162ZM197 263V262H196ZM210 263V258H209V262ZM220 263V262H218ZM259 263V262H258ZM31 264V263H30ZM37 264V263H36ZM44 264V263H43ZM82 264V263H81ZM96 264V263H95ZM121 264V263H120ZM150 264V263H149ZM153 264V263H151ZM170 264V263H169ZM182 264V263H181ZM184 264V263H183ZM187 264V262H186ZM222 264V263H220ZM227 264V263H226ZM229 264V263H228ZM238 264V263H237Z\"/></svg>", "mask_w": 264, "mask_h": 264}]
</instances>
